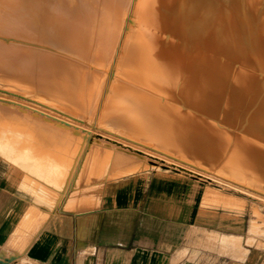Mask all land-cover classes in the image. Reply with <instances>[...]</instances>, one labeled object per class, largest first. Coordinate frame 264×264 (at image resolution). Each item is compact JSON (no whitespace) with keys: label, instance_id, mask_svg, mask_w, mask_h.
Segmentation results:
<instances>
[{"label":"bare ground","instance_id":"1","mask_svg":"<svg viewBox=\"0 0 264 264\" xmlns=\"http://www.w3.org/2000/svg\"><path fill=\"white\" fill-rule=\"evenodd\" d=\"M0 5V67L6 60L5 70L14 69L20 84L82 92L80 103L96 106L95 120L104 106L120 98L132 106L174 102L187 110L177 106L178 112L143 118L157 124L185 123L192 116L219 119L226 129L248 134L259 145L225 144L215 131L174 126L171 131L182 135L178 141L168 143L164 128L143 133L160 136L155 147L131 141L177 150L192 157L188 167L233 179L264 197V0H0ZM212 16L225 31H210ZM211 36L215 41L203 40ZM241 55L248 63L241 62ZM43 133L48 139L58 135ZM0 135V153L9 160L31 148ZM87 135L82 138L89 145ZM216 166L225 175L217 174Z\"/></svg>","mask_w":264,"mask_h":264},{"label":"crops","instance_id":"2","mask_svg":"<svg viewBox=\"0 0 264 264\" xmlns=\"http://www.w3.org/2000/svg\"><path fill=\"white\" fill-rule=\"evenodd\" d=\"M46 136L0 156V264H264L240 199L184 168L108 163Z\"/></svg>","mask_w":264,"mask_h":264},{"label":"rangeland","instance_id":"3","mask_svg":"<svg viewBox=\"0 0 264 264\" xmlns=\"http://www.w3.org/2000/svg\"><path fill=\"white\" fill-rule=\"evenodd\" d=\"M252 1L254 0H249L250 3ZM236 23L239 22L236 21L235 24ZM220 24L221 21L213 18L212 16L209 21L210 31L212 30H214V32L217 30L220 32H222L223 30L225 31L226 28L217 27V25L219 26ZM203 40L215 41V39L212 36L211 38L210 37L203 38ZM230 54L232 56L235 55V53L233 52H231ZM241 57H242L241 62L243 64L248 63L242 55ZM1 64L2 66L0 67V87H1L0 96L2 95L3 96L0 97V132L1 134H3L4 141H14L16 142V145L19 146L28 145L27 142L35 141L37 147H40L44 143L43 140L45 137L43 135L44 134L43 132L46 133L48 131H52V133H58V135L51 136L52 139L51 142H53V144L55 143L58 144L60 142L61 143L68 142L70 146L71 142H75L74 148H76L77 143H78L77 147H81L82 145L83 149L86 148L88 150L94 148L97 152H100L101 154L100 160L102 159L107 160L108 163H110V161L119 154V155H124L125 158L127 156H130V158L139 160L147 169H156L161 166H167V167L176 166L185 169L188 168L190 170L188 169L186 170L193 173L197 179H200L206 182L207 184H210L213 187L219 188L229 197H236L240 199V201L242 202V211L245 214L246 220H248V227L246 233H248L250 237H252L253 234L259 235L260 236L259 247L261 248V250L264 249V197L260 193L254 190L252 191L246 189L244 186L240 185L239 183L237 182L235 183L233 179L228 181L229 178L227 177L221 178L213 173L206 174V172L204 173V171L201 169H196V168L192 169L188 167L191 165L190 163H194L193 160L191 159L192 157L191 156L189 157L188 155H181V153H179L177 150H168L167 148L162 146H159L162 148L151 149L149 147H145L143 145L135 143L136 141H138L144 144H148L149 146L155 147L157 145L156 142L160 141L159 138L160 136L155 137L152 136V134L144 135L143 133L144 131L145 132L148 131L147 129H149V132H153L156 130L161 131V128H164L163 133H167V135L170 134V136L164 134L165 137L168 138L167 139L168 143L173 139L174 140L176 139L175 141H178V139L181 138L182 135H180L179 132L177 134H174L173 132L175 129L180 130L179 128L183 129L184 127L187 129L197 128L201 131L207 130V132H209V130L212 132L215 131L216 135L214 134V137H216L219 141L225 144L253 142L254 144L259 145V141H255V139L248 136V134L232 131L234 133L233 135V133L229 129H226L222 123H219L220 121L219 119H215V118L192 116L191 118H189V121L185 123L172 122L173 124L171 123L166 124L162 122L160 124H157L155 122L148 121L147 119H143L150 114L160 115V112L162 111L164 114L170 113L171 111L178 112L180 109L183 110L184 112L187 111L186 109L180 108L179 105H177L174 102L171 103L162 102V103H156L153 106L146 105L143 107H139V106L128 105V103L121 98L113 99L111 101L112 103H108V105L103 107V112L102 115L99 116V119L95 120L96 118L95 113L97 111L96 106H94V104L88 105L87 103L81 104L79 100L82 95L81 94L82 92L73 91V90L57 91V89L48 90L45 88L27 89V87L23 86L17 81L18 76L14 69L5 70L6 67L4 66L8 65L6 60H3ZM39 81L42 82V80H38V82ZM154 87L160 88V85H155ZM6 95L7 96L9 95L8 97L10 99ZM25 101H27L28 103ZM20 102L23 104H21ZM43 102H45L46 104ZM4 103H6L7 105ZM9 104H11V107ZM13 105L16 106L14 107ZM17 106L19 108L16 109ZM29 107L32 110H30ZM25 108L27 109L25 110ZM51 116H56V118L54 117L56 121ZM57 116L59 117V119L57 118ZM64 117L65 119H63ZM54 123H56V125ZM123 124L125 125L124 127ZM60 125H62V127ZM173 126H174V130L172 132L171 130L173 129ZM33 127L35 129L37 128L38 129L35 130L33 129ZM73 127L76 128V130ZM39 128H42L43 131L41 135L36 134ZM31 130H33L34 133L28 132ZM85 130L87 131V133L90 132V135L89 136L87 135L88 137H90L89 139L91 140L88 146L86 144V140L88 138H86V140L84 139L85 138L84 135L86 132ZM28 133L30 134L32 133L33 136L32 135L28 136ZM72 133H74L75 135ZM110 135H112V137ZM82 136L84 138H82ZM121 139L124 141H122ZM131 140H135V142ZM260 143L264 149V143L262 142ZM132 147L135 148L133 149ZM152 153L155 156L151 155ZM163 153H167L169 155ZM0 156L4 157L5 160H9L6 157V155L0 153ZM169 157L173 158L174 160L173 159L169 160ZM199 164L202 163L199 162ZM211 168L213 167L211 166ZM214 170L217 174L225 175V173L223 174V172L220 171L219 167L217 166L214 168ZM251 244L252 242L249 243L244 242L245 247H248Z\"/></svg>","mask_w":264,"mask_h":264}]
</instances>
